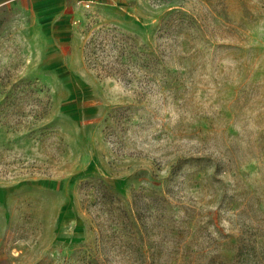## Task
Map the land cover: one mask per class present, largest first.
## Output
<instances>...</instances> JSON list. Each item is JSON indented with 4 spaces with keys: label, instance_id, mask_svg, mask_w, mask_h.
I'll list each match as a JSON object with an SVG mask.
<instances>
[{
    "label": "rangeland",
    "instance_id": "obj_1",
    "mask_svg": "<svg viewBox=\"0 0 264 264\" xmlns=\"http://www.w3.org/2000/svg\"><path fill=\"white\" fill-rule=\"evenodd\" d=\"M58 3L0 0V264H264V0Z\"/></svg>",
    "mask_w": 264,
    "mask_h": 264
},
{
    "label": "crops",
    "instance_id": "obj_2",
    "mask_svg": "<svg viewBox=\"0 0 264 264\" xmlns=\"http://www.w3.org/2000/svg\"><path fill=\"white\" fill-rule=\"evenodd\" d=\"M75 1H76V4L81 5V3L80 4L78 3V0H75ZM80 1H88V2H91V4H93V3L96 4V3L101 2V0H80ZM36 2L42 6L43 10H47V11H52V10L54 11L55 10V13L56 12L60 13L58 15V19L62 20L65 17L66 10L58 8L59 7L58 0H36Z\"/></svg>",
    "mask_w": 264,
    "mask_h": 264
},
{
    "label": "built area",
    "instance_id": "obj_3",
    "mask_svg": "<svg viewBox=\"0 0 264 264\" xmlns=\"http://www.w3.org/2000/svg\"><path fill=\"white\" fill-rule=\"evenodd\" d=\"M78 3L80 4H82L84 7H90L91 6V2H88V1H80V0H78Z\"/></svg>",
    "mask_w": 264,
    "mask_h": 264
}]
</instances>
